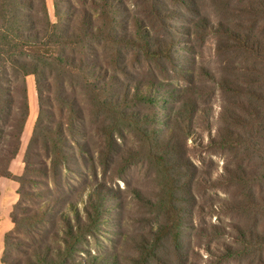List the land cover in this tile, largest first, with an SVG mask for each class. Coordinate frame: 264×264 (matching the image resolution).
Returning <instances> with one entry per match:
<instances>
[{"label":"trees","instance_id":"obj_1","mask_svg":"<svg viewBox=\"0 0 264 264\" xmlns=\"http://www.w3.org/2000/svg\"><path fill=\"white\" fill-rule=\"evenodd\" d=\"M175 1L191 12L190 0ZM235 2L223 0L212 7L214 20L197 15L184 27L190 38L192 28L210 35L220 62L218 72L209 73L220 104L214 124L211 108L202 109L201 130L208 140L204 144L203 135L191 124L201 109L196 98L206 90L197 91L200 87L190 78L189 67L178 69L174 35L159 39L142 22L131 21L130 26L119 13L123 12L120 0H81L77 5L52 0L54 22L45 0H0V178L18 184L9 215L12 228L3 236L1 264H101L93 258L79 259V244H89L86 236L100 230L105 212L103 184L88 185L86 199L77 201L83 203L80 214L75 201L67 200L62 181L68 173H81L68 166L70 159L85 161L77 150L93 156L78 137L84 138L87 121L98 117L105 130L111 116L125 115L130 109L136 110L134 123L147 126L145 139L162 179L159 188L165 199L161 202L170 212L167 221L157 224L152 249L141 238L135 251L146 252L137 264H143L148 253L166 258L165 264H196L184 246L176 210L175 152L179 142L188 138L207 146L211 154L224 156L219 180L229 190V198L223 208L241 218L229 225L230 231L215 225V234L205 230L208 239H224L217 241L216 249L210 245L203 249L214 264H264V0ZM158 16L162 22L177 18L173 12ZM136 68L138 72L130 71ZM27 76L34 79L38 112L23 153L22 173L16 176L9 166L19 152L29 116ZM160 102L163 115L158 114ZM159 117L167 134L160 137L148 129L156 130ZM101 134H105L103 141L109 137ZM33 173L51 176L59 195L43 203L34 201L29 178ZM133 193L143 197L138 189ZM165 239L171 247L169 255L159 251Z\"/></svg>","mask_w":264,"mask_h":264},{"label":"rangeland","instance_id":"obj_2","mask_svg":"<svg viewBox=\"0 0 264 264\" xmlns=\"http://www.w3.org/2000/svg\"><path fill=\"white\" fill-rule=\"evenodd\" d=\"M69 1L77 5L81 0ZM120 1L123 12L119 13L130 23V26H133L131 21L142 22L146 30L151 31L152 35L159 39L168 38V34L174 35L176 44L173 48V57L178 69L182 70L189 67L193 75L190 78L195 79L196 85L200 87L197 91H200L201 87L206 90L205 92L200 91L202 94L198 96L199 98H196L201 109L195 113L191 126L203 135V143L207 144V136L201 130V127L204 126L202 109L204 106L211 108L209 115H213L211 123L214 124L215 117L219 112L220 100L214 85L215 82L210 80L209 73H217L220 62L219 58L213 54L214 42L210 35L202 29L196 32L195 28H192L190 38L185 34L184 27L186 24L191 25L193 17L197 19V15L214 20L212 7L217 6L223 0H190L191 12H188L184 6L179 5L175 0ZM45 4L50 20L54 22L52 0H45ZM231 4L237 5L235 0H231ZM221 5L223 6V4ZM62 7L67 10L66 4H63ZM171 12L177 15V18L169 20L163 18L162 22L161 17L158 16L159 13L167 15ZM157 19L158 21H156ZM167 23L170 26H167ZM130 71L138 72L137 68L130 69ZM26 83L28 87L29 116L22 133L18 156L12 166V171L16 174L22 173L23 153L38 112L33 76H27ZM157 107L158 114L163 115L165 112L163 103L160 102ZM135 113V109H130L125 115L111 116L107 127L104 128L105 130L101 129L103 127L98 117L88 120L83 131L84 138L82 135L78 136L82 141L85 140V145L93 156L89 157V153L76 149L77 153L79 152L78 156L83 153L85 161L83 162L79 158L78 163H75L73 159H70L69 168L72 171L78 168L81 173L77 175L73 173L74 176L68 173V177L63 179L62 185L67 200L75 201L74 206L82 214L83 203L77 201L80 198L83 201L86 199L89 191L88 185L103 184L105 193L103 199L105 212L100 223V230L98 234H94L92 237L86 236L89 244L84 241L79 244L82 247L79 248V259L89 260L93 258L101 264L106 262L111 264H137L146 252L144 249L135 251L141 245V238L144 240L143 244L152 249L153 240L157 239V224L167 221L170 216L168 206L164 201L161 202L165 199L164 193L159 188L162 179L157 174L150 142L145 137L143 128H147V126L134 123L133 116ZM157 121L155 122L156 130L154 126H149L148 129L155 131L154 136L167 135L165 133L166 126L161 121V117ZM104 132L109 137L103 141L105 134L101 133ZM176 133H178L177 129L174 130V134ZM178 140L180 141V139ZM179 143L175 152L177 164H174V169L178 188L176 210L180 212L181 237L185 248L190 252L191 260L196 264H214L211 262L214 258L209 256L203 247L210 245L211 248L216 249L218 247L217 241L224 239V237L217 236L208 239L204 231L214 233L216 229L212 228L213 225L224 227L226 231H230L231 227L229 225L241 220L231 210L223 208L225 206L224 200L229 198L227 194L229 190L223 188L224 186H220L223 184L222 180H219V175L226 161L223 158L224 156L219 153L211 154V150L207 146L200 147L191 141V138L181 140ZM29 178H31V189L36 193L33 197L34 201L43 203L59 195L57 182L51 176L33 173ZM208 179L212 181L204 182ZM3 180L5 182L0 183V189L4 190L6 194L4 197L2 195L3 198L0 194V225L10 221L9 215L18 185L14 183L15 181ZM215 185L217 188H215ZM134 189L142 192L143 197L137 198L136 194L133 193ZM236 198L241 199L242 197L238 195ZM170 210L172 212L174 208ZM65 212L73 223L72 212L69 210ZM245 221L246 223H253V219H245ZM262 221L264 222V220ZM175 222H177V219H175ZM2 242L3 239L0 237V256L3 248ZM19 249H22V247L20 246ZM159 251H162L165 255L172 253L170 244L167 243L166 239L162 242ZM87 252H89V255H87ZM16 254L14 253V255ZM159 257L161 256L155 255L152 257L148 253L143 258V264H165L166 258ZM226 264H239V262L230 261Z\"/></svg>","mask_w":264,"mask_h":264},{"label":"crops","instance_id":"obj_3","mask_svg":"<svg viewBox=\"0 0 264 264\" xmlns=\"http://www.w3.org/2000/svg\"><path fill=\"white\" fill-rule=\"evenodd\" d=\"M17 156H18V153H17V155H16V157H15V159L10 163V166H9V169H10V171H11V173L13 174V175H16V176H18V175H20V174H16L15 172H13L12 171V166H13V164H14V161L16 160V158H17ZM22 172V171H21ZM3 179H5V180H7L6 178H0V183L2 182V181H4ZM5 182V181H4ZM14 183H16V182H14ZM13 186H14V184H13ZM17 187H18V185H17ZM11 188H12V186H11ZM15 188H16V186H15ZM17 189V188H16ZM2 190L0 189V194H1V197H2V195H3V197L5 196V191L3 190L2 192H1ZM2 197V198H3ZM14 202L12 203V206H13V204L16 202V200H17V196H16V194H15V196H14ZM5 223V222H4ZM11 230V222L9 221V222H7L6 224H3L2 223V225H0V237H1V239H3V236H4V234L6 233V232H8V231H10Z\"/></svg>","mask_w":264,"mask_h":264}]
</instances>
